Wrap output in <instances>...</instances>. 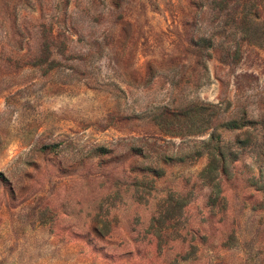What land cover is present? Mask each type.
Listing matches in <instances>:
<instances>
[{"label": "rangeland", "instance_id": "obj_1", "mask_svg": "<svg viewBox=\"0 0 264 264\" xmlns=\"http://www.w3.org/2000/svg\"><path fill=\"white\" fill-rule=\"evenodd\" d=\"M0 264H264V0H0Z\"/></svg>", "mask_w": 264, "mask_h": 264}]
</instances>
